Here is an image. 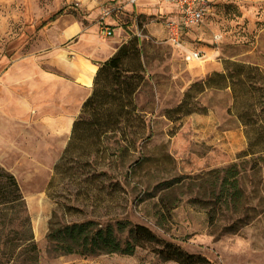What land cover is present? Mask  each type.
Listing matches in <instances>:
<instances>
[{
  "label": "rangeland",
  "instance_id": "obj_1",
  "mask_svg": "<svg viewBox=\"0 0 264 264\" xmlns=\"http://www.w3.org/2000/svg\"><path fill=\"white\" fill-rule=\"evenodd\" d=\"M92 1L0 0V167L15 177L27 218L25 233L18 227V233L0 236V249L10 258L6 264H176L140 249L131 256L62 255L51 250L46 238L51 221L63 225L90 219L94 204L76 196L75 183L59 174L53 177L62 145L39 121L45 99L51 101L53 93L37 78L41 69L52 71L44 57L55 35L49 18L56 14L55 21L81 23L82 10ZM114 3H100L99 12ZM138 6L144 12L135 37L143 72L134 103L149 139L130 148L125 161L111 164L104 185L119 182L122 191L116 195L125 201L116 202L111 214L99 221L142 225L213 264H264V152L249 149L255 136L243 125L260 116L258 110L245 113L247 106L264 104V0H209L208 13L201 24L189 28L183 48L166 42L167 20L174 17L168 3L140 0ZM128 27L123 25V30L132 36ZM103 31L99 27L101 41L109 42L113 33L104 37ZM225 68L232 76L250 78L255 91L234 85L235 78L227 89L193 93L183 108L188 114L168 113L191 85ZM114 140L108 143L111 148L116 147ZM231 168L237 172L240 195L236 203L224 205L221 184L232 180L227 177ZM168 200L178 205L170 213L161 203ZM191 201L196 203L192 206ZM30 234L36 261L25 259L24 242ZM17 254L20 259L13 261Z\"/></svg>",
  "mask_w": 264,
  "mask_h": 264
},
{
  "label": "trees",
  "instance_id": "obj_2",
  "mask_svg": "<svg viewBox=\"0 0 264 264\" xmlns=\"http://www.w3.org/2000/svg\"><path fill=\"white\" fill-rule=\"evenodd\" d=\"M55 17L56 14L48 21H53ZM142 72L140 50L135 37L100 65L94 78L92 94L84 102L78 117L74 120L68 142L53 168V177L59 174L62 180L68 179L69 184L75 183L78 187L77 197L94 202L90 219L81 218V221L63 225L51 221L46 235L47 241L53 252L62 255L131 256L140 249L152 252L162 261L176 264H213L203 256L189 254L179 245L159 238L142 225L122 219H115L113 224L109 222L102 224L99 221L101 216L111 214L116 202L119 204L125 201V198L119 199L116 195L117 191H122L119 182L104 185L106 180L110 179L108 170L111 164L118 160L125 161L126 152L130 148H134L137 142L143 144L149 139V136L145 135L146 125L138 115L134 103L135 94L142 83ZM235 78L238 80L236 79L234 85H248L255 91L250 78L244 80L239 76H232L225 68V72H214L203 82L191 85L180 105L168 113L185 112L186 100L193 98V93L206 89H227L231 87L230 80ZM257 110L260 113L259 119L243 122V125L247 132L255 136L254 143L249 145V149L255 147L258 149L257 152H264V104L250 103L245 113L254 114ZM186 114L188 112H185ZM238 118L242 120V117ZM115 137L113 143L116 147L111 148L108 143ZM111 149L114 151L111 152ZM113 155L114 160L110 158ZM138 163L140 159L136 160L134 165ZM227 174L232 180L228 182L224 179L225 183L221 184V192H226L224 205L236 203L240 195L235 179L237 172L231 168ZM226 183L228 185H225ZM161 203L162 209L168 213L178 206L174 200ZM194 203L196 201L189 202L192 206ZM96 210H101V213ZM162 216L163 214L160 220ZM207 216L212 217V210H207ZM26 222L25 204L17 181L11 173L0 167V236L5 232L11 233L14 230L17 232L18 227L25 233ZM29 237V240L24 242L27 243L25 259L36 261L37 247L31 234ZM1 245L4 247V242ZM8 257L6 252H0V261L3 260L4 264L10 260ZM17 259H20L19 254L14 256L13 261Z\"/></svg>",
  "mask_w": 264,
  "mask_h": 264
},
{
  "label": "crops",
  "instance_id": "obj_3",
  "mask_svg": "<svg viewBox=\"0 0 264 264\" xmlns=\"http://www.w3.org/2000/svg\"><path fill=\"white\" fill-rule=\"evenodd\" d=\"M106 1L108 0H93L85 5L81 23L55 21L56 18L47 22L55 33L53 46L44 55L47 63L52 66V71L41 69L37 78L46 90L53 93V99H45L47 102L39 112V121L48 135L61 141L60 153L68 142L73 122L81 107L92 94L94 78L100 65L131 38L138 37L136 22L144 14L138 6L140 0L133 5L127 0H113L120 9L117 10L116 17L108 18L104 22L115 28H109L113 37L109 42L101 41L99 27L103 22H100L98 7ZM168 6L171 9L170 15L173 14L174 17L167 21H176L177 9L173 5ZM123 25H129L128 30L132 36L124 32ZM143 27L147 28L148 24ZM216 70L219 71L218 68Z\"/></svg>",
  "mask_w": 264,
  "mask_h": 264
},
{
  "label": "built area",
  "instance_id": "obj_4",
  "mask_svg": "<svg viewBox=\"0 0 264 264\" xmlns=\"http://www.w3.org/2000/svg\"><path fill=\"white\" fill-rule=\"evenodd\" d=\"M166 3L173 5L177 9L178 19L166 24L167 36L166 42L175 48L185 46V35L189 28L201 24L209 11V0H164ZM129 4H135L137 0H127ZM120 7L115 4H108L101 8L100 28L103 29L104 37H110L112 31L104 25V21L112 16ZM193 59L198 58L197 51H191Z\"/></svg>",
  "mask_w": 264,
  "mask_h": 264
}]
</instances>
